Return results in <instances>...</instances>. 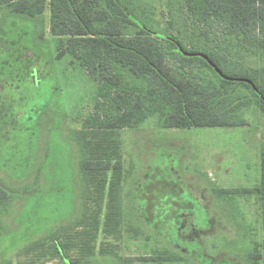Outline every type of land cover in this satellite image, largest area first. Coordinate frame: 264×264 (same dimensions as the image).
Segmentation results:
<instances>
[{"label":"rangeland","instance_id":"374dc122","mask_svg":"<svg viewBox=\"0 0 264 264\" xmlns=\"http://www.w3.org/2000/svg\"><path fill=\"white\" fill-rule=\"evenodd\" d=\"M124 1L166 30V0ZM49 21V11L0 10V264H63L49 241L25 250L50 232L87 231L93 264H255L264 240L257 198L221 190L260 185L264 115L248 113L246 127L163 129L150 119L120 131L126 219L120 235L108 233V197L85 189L73 135L93 111L95 85L57 60ZM165 248L185 260L139 261Z\"/></svg>","mask_w":264,"mask_h":264},{"label":"trees","instance_id":"16d2710c","mask_svg":"<svg viewBox=\"0 0 264 264\" xmlns=\"http://www.w3.org/2000/svg\"><path fill=\"white\" fill-rule=\"evenodd\" d=\"M5 7L32 18L49 11L57 60L81 68L95 85L93 111L73 135L85 189L108 197V233L120 235L126 219L120 131L150 119L163 129L246 127L248 113L264 115V0H166L163 32L124 0H0ZM221 192L255 196L264 226V148L260 185ZM69 236L50 232L25 251L49 241L63 264H93V232ZM250 257L264 264V240ZM184 260L166 248L139 258Z\"/></svg>","mask_w":264,"mask_h":264},{"label":"water","instance_id":"95a60500","mask_svg":"<svg viewBox=\"0 0 264 264\" xmlns=\"http://www.w3.org/2000/svg\"><path fill=\"white\" fill-rule=\"evenodd\" d=\"M186 55H187V53H185ZM199 56H201V55H199ZM205 58H207V57H205ZM217 71H218V69H216Z\"/></svg>","mask_w":264,"mask_h":264},{"label":"crops","instance_id":"0c3cea01","mask_svg":"<svg viewBox=\"0 0 264 264\" xmlns=\"http://www.w3.org/2000/svg\"><path fill=\"white\" fill-rule=\"evenodd\" d=\"M193 129V128H192Z\"/></svg>","mask_w":264,"mask_h":264}]
</instances>
